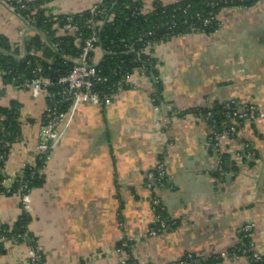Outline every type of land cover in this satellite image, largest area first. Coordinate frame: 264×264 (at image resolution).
Segmentation results:
<instances>
[{"label": "crops", "instance_id": "1", "mask_svg": "<svg viewBox=\"0 0 264 264\" xmlns=\"http://www.w3.org/2000/svg\"><path fill=\"white\" fill-rule=\"evenodd\" d=\"M155 1L180 0H144L146 14ZM50 2L48 15L72 16L97 0ZM217 21L211 33L155 44L154 60L162 65L160 78L152 74L155 82L150 69H142L139 85L109 104L70 105L42 166L36 146L45 94L4 83L0 73V109L12 115L17 130L0 163V229L12 232L22 216L28 219L21 237L0 236V264H29L31 242L40 264H178L187 254L198 264L214 255L218 264H246L228 252L238 245L236 230L250 223L253 251L264 252V0L224 8ZM53 29L59 37L56 23ZM0 35L17 58L38 35L39 45L31 44L28 54L44 67L56 61L36 27L2 0ZM103 55L95 50L94 63ZM154 95L161 97L158 111L151 105ZM229 101L251 104L258 115L214 151L207 122L191 111ZM218 157L224 160L220 172ZM23 165L40 175L28 204L10 192ZM158 165L164 178L148 189L146 175ZM155 197L175 226L149 237ZM120 236L132 240L127 249L120 248Z\"/></svg>", "mask_w": 264, "mask_h": 264}, {"label": "trees", "instance_id": "2", "mask_svg": "<svg viewBox=\"0 0 264 264\" xmlns=\"http://www.w3.org/2000/svg\"><path fill=\"white\" fill-rule=\"evenodd\" d=\"M261 0H180L178 3L163 5L160 2L153 3V9L147 14H136L133 12L135 7H141L139 0H103V6L106 11L103 15L93 18L96 23L98 32V48L104 53L103 59L98 67L102 72V76L106 79L105 84L98 86L102 91L110 87L119 79L118 68L130 71L132 68H139L148 71L147 67L137 65L128 55L129 46L135 52H138L140 60L149 63L152 66L150 72L155 75L154 61L148 56L141 54V49L145 42H162L170 38L182 34H188L191 27H195L198 31L211 33L218 26L217 15L224 8H249L254 6ZM50 0H33L14 3L17 12L25 19L34 20L29 23L36 27L38 34L42 35L45 42L51 47L53 52L47 48L48 56L55 57L54 64L51 67H44L43 74L47 77L55 78L58 75H63L73 66V60L79 54V43L71 36L56 37L53 23H58L60 26L68 17L72 18L76 26L82 30L83 35H88L86 29V21L91 19L88 12L76 14L72 16H53L48 15V6ZM25 5L27 9L21 6ZM211 18V22L204 26L203 20ZM174 26H172V23ZM149 33V34H148ZM148 34V35H147ZM38 35H35L32 43L26 44V55L23 58H17L16 53L10 51L7 41L0 35V73H3L2 79L4 83L14 82L21 85L24 80L34 77L33 68L26 67L28 60L34 58L28 54L31 44L39 45ZM49 68V70H48ZM158 85V84H156ZM158 86V91H159ZM155 104L161 103V97L154 95ZM66 108V105L63 106ZM209 109L195 110L191 113L205 114ZM221 108H212L211 111L215 114L214 120L218 128L222 127L223 118L219 112ZM0 115L5 116L4 121H0V154L5 160L6 146L15 139L17 130L12 121V115L9 112L0 109ZM38 166H42L43 160H38ZM224 162V161H223ZM28 181L29 190L39 183L40 175L35 170V173L29 177V171L24 173ZM1 191V188H0ZM17 191V184H14L10 192ZM28 219L24 215L14 226L12 232H7L6 227L2 226L0 235L4 237L20 236L25 232V225ZM5 231V232H4ZM13 234V235H12ZM28 235V234H27ZM29 236V235H28ZM18 238V237H17ZM243 243L248 248L249 241L243 240ZM32 248H35L34 242L30 243ZM239 245L234 247L238 248ZM228 253H231L232 249ZM251 251L249 255H251ZM264 258L260 261L252 262L251 264H264ZM220 258L216 255L211 256L200 264H218ZM128 264V262L126 263ZM193 264H197L195 261Z\"/></svg>", "mask_w": 264, "mask_h": 264}, {"label": "built area", "instance_id": "3", "mask_svg": "<svg viewBox=\"0 0 264 264\" xmlns=\"http://www.w3.org/2000/svg\"><path fill=\"white\" fill-rule=\"evenodd\" d=\"M3 2L12 6L14 3L19 4L20 0H3ZM21 7L23 9H27L25 5H22ZM105 11L106 9L103 6V0H97L96 4L87 11L91 16V19L86 21L85 24L86 29L89 31L88 35H83L82 30L76 26L70 17H68L61 26L56 23L57 32L60 35L59 37L71 36L79 43V54L77 58H75L76 60H74L75 62L71 69L65 74L58 75L55 78L47 77L43 74V68L39 61L33 59L26 62V67L33 68L34 77L24 80L21 86L35 92H44L45 94V105L42 115L43 119L39 130V142L36 146V149L39 155L42 156L43 161H47L50 157L52 142L58 136V130L67 116L66 109L70 107V105L81 101L91 105L103 107L113 101L122 91L126 89H134L136 87V83L131 80V76L134 71L139 68H132L130 71L118 68L116 73H119V79L115 83L111 84L110 87L106 88L105 91L98 89L99 85L105 84L106 79L102 76V72L98 67L101 61L99 63H94L93 61V54L95 50L98 49V29L93 18L98 15H103ZM133 12L136 14H146L143 6L135 7ZM26 20L28 23L34 22V20L30 18H27ZM211 20V18L204 19L202 23L206 26L211 22ZM171 23L172 26L170 29L174 26V23ZM195 31H197L195 27L190 28V32ZM154 45L155 44L151 41L145 42L141 49V53H146L149 50L151 52ZM128 48L129 51H134L132 46H129ZM140 70L142 69H139V71ZM65 105L66 108H63ZM246 106L242 113H240V111L236 112L237 106L234 102L223 106V108H226V113H228L229 109H231V113L228 114V118L231 119L232 126L226 128L222 125L221 128H218L215 124L213 125L214 127L208 131V140L214 151H217L221 147L222 138L235 135L239 124L244 121H252L257 117V110L249 105ZM158 109L159 106L155 105L154 110L157 111ZM0 121H4V116L0 115ZM2 160L3 157L0 155V163ZM223 163L222 159L219 158L217 161L219 172L223 169ZM26 171H29V177L35 173L34 168L23 165L15 182L17 184L16 192H19L18 195L20 196V200L23 204L29 203L30 190L26 175L24 174ZM163 178L164 170L163 166L160 165L157 167L155 172L147 174V188H153V184H157L156 182H160ZM151 202L152 210L154 212V222L147 234L149 237H155L171 231L175 226V222L165 216L160 201L153 199ZM253 228L254 225L250 223L245 224L236 230L237 237H239L240 240H248L250 246L248 248L246 246H242V248L237 249L236 252L232 253V258H245L246 264H251L252 262H257L264 258V252L256 253L253 251L251 244ZM130 241L132 240L124 236H120V248L123 250L127 249L130 246ZM238 244L241 245L239 239ZM250 251L252 252L251 255H249ZM36 253L38 254L36 251L35 253L29 252V264H40V259ZM193 262L194 260L192 255L187 254L178 264H193Z\"/></svg>", "mask_w": 264, "mask_h": 264}, {"label": "rangeland", "instance_id": "4", "mask_svg": "<svg viewBox=\"0 0 264 264\" xmlns=\"http://www.w3.org/2000/svg\"><path fill=\"white\" fill-rule=\"evenodd\" d=\"M136 1V0H135ZM2 2H3V0H2ZM139 2H141V4H142V6L144 7V10H145V12H146V9H145V5H144V0H139ZM157 2V1H156ZM178 2V1H177ZM154 3V2H153ZM164 5V4H163ZM153 9V4H151V6H150V11ZM243 9V8H242ZM194 33H204V31H195V32H189L188 34H194ZM41 37H43L42 35H40ZM154 44H157L156 42H153ZM153 50H154V52H153ZM154 53H155V49H152L151 50V52H150V50L148 51V52H146V53H141V54H143V55H145V56H150V59H153V61H154V72H155V74H157V76H158V78H160L161 76H160V69H161V66L162 65H160L159 64V62H158V60H154V58L156 57V55H158V53H156L155 55H154ZM155 56V57H154ZM156 59H157V57H156ZM76 60V59H75ZM152 67V66H151ZM143 69V68H142ZM150 74H152L151 72H150V70L148 71ZM139 73H140V71H139V69L138 70H135L134 71V73H133V75L131 76V80L133 81V82H135L137 85H139V78H138V75H139ZM165 75H164V81H165ZM150 78H151V75H150ZM161 80V79H160ZM161 83H162V81H161ZM44 93V92H43ZM44 95V94H43ZM153 95V94H152ZM45 97V96H44ZM45 99V98H44ZM233 101H229V102H225L224 103V105H226V104H228V103H232ZM151 105H152V108L154 109V103L152 102L151 103ZM223 105V106H224ZM246 105H249L250 107H252V108H255V106H253V105H251V104H237L236 106H237V109H236V112H239L240 111V113H242L243 112V110H244V108H245V106ZM223 106L221 107V110H220V112H219V115H220V117L221 118H223V121H222V125H224L226 128H228V127H230V126H232V123H231V119L230 118H228V114L229 113H231V109H229V111H228V113H226V108H223ZM247 107V106H246ZM159 110V109H158ZM157 110V111H158ZM196 115H199V117L200 118H202L203 119V121H206L207 122V126H208V131L212 128V127H214L213 125H215L216 124V122H215V120H214V113L211 111V109H209L205 114H202V113H199V114H196ZM211 124V125H210ZM220 130V129H219ZM218 130V131H219ZM209 133V132H208ZM208 142H209V140H208ZM209 144L211 145V143L209 142ZM211 147H212V145H211ZM36 153L37 154H39L38 153V151H36ZM249 153L248 152H246V157H249ZM238 157V156H237ZM240 158H238V160H239ZM222 161H224L223 159H222ZM226 163H228V162H226ZM158 166H160V165H158ZM217 171H218V166H217ZM150 173H152V172H150ZM148 174V173H147ZM18 177V176H17ZM146 177H147V175H146ZM16 182V178L13 180V185L14 184H16L15 183ZM160 182H161V180H160ZM160 182H156L157 184H159ZM147 186V185H146ZM153 186H154V188L156 187V184H153ZM17 194H19V192H16ZM154 200H158L159 201V199L158 198H153ZM22 202V201H21ZM23 204V203H22ZM25 206V205H24ZM165 217V216H164ZM245 225V224H244ZM6 231V230H5ZM4 231V232H5ZM27 234V233H26ZM1 236V235H0ZM2 237V236H1ZM17 237H20V236H17ZM237 239H239V241H240V244L241 245H239L240 247H238V248H234V249H232V251H231V253H228V256H230V257H232V253L233 252H236V250L237 249H239V248H242V246H245V244L243 243V240L241 239L240 240V238L239 237H237ZM31 241H32V238L30 239ZM238 245H236V246H238ZM35 249L33 248V249H31L30 250V252H34L35 253ZM36 252H38V251H36ZM37 254V253H36ZM38 255V258L40 259V261H41V258H40V254L38 253L37 254ZM38 259V260H39ZM122 264H126L125 262H122Z\"/></svg>", "mask_w": 264, "mask_h": 264}, {"label": "water", "instance_id": "5", "mask_svg": "<svg viewBox=\"0 0 264 264\" xmlns=\"http://www.w3.org/2000/svg\"><path fill=\"white\" fill-rule=\"evenodd\" d=\"M127 55L137 64V65H141V66H144V67H147L148 69H152L151 65L149 63H146V62H143L140 60V57L139 55L137 54V52L135 51H129L127 53ZM151 77L153 79V81L155 82L154 80V76L151 74ZM225 166H227V163H225ZM199 262H197L198 264Z\"/></svg>", "mask_w": 264, "mask_h": 264}]
</instances>
